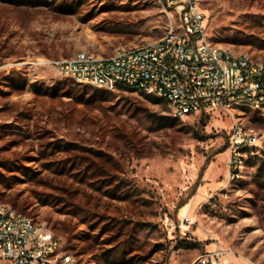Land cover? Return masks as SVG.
<instances>
[{"label":"rangeland","instance_id":"374dc122","mask_svg":"<svg viewBox=\"0 0 264 264\" xmlns=\"http://www.w3.org/2000/svg\"><path fill=\"white\" fill-rule=\"evenodd\" d=\"M163 1L0 0V201L76 264H190L216 247L264 264V108L176 118L54 63L159 40ZM197 1L213 43L264 58V0ZM236 125L257 141L231 162Z\"/></svg>","mask_w":264,"mask_h":264},{"label":"built area","instance_id":"2783aa9c","mask_svg":"<svg viewBox=\"0 0 264 264\" xmlns=\"http://www.w3.org/2000/svg\"><path fill=\"white\" fill-rule=\"evenodd\" d=\"M169 16L157 41L118 49L108 57L89 51L55 61L62 75L106 91L134 88L167 101L176 118L214 112L232 114L240 106L264 108V58L235 54L213 43L207 17L197 0H164ZM257 137L236 125L231 131V162ZM0 263L76 264L60 249L45 222L0 201ZM190 264H229L220 247L199 254Z\"/></svg>","mask_w":264,"mask_h":264},{"label":"trees","instance_id":"16d2710c","mask_svg":"<svg viewBox=\"0 0 264 264\" xmlns=\"http://www.w3.org/2000/svg\"><path fill=\"white\" fill-rule=\"evenodd\" d=\"M120 90H129V91H135V89L134 88H130V87H121L120 88ZM142 93H144V92H142ZM148 95H151V94H148ZM156 97V96H155ZM157 98H159V97H157ZM159 99H161V100H163V101H165L164 99H162V98H159ZM166 103H167V101H165ZM168 104V103H167ZM0 181H3V179L0 177ZM14 205H15V203H14ZM20 209L21 210H23L24 209V207L23 206H21L20 207Z\"/></svg>","mask_w":264,"mask_h":264},{"label":"bare ground","instance_id":"6f19581e","mask_svg":"<svg viewBox=\"0 0 264 264\" xmlns=\"http://www.w3.org/2000/svg\"><path fill=\"white\" fill-rule=\"evenodd\" d=\"M229 260V259H228ZM229 263H230V261H229Z\"/></svg>","mask_w":264,"mask_h":264},{"label":"crops","instance_id":"0c3cea01","mask_svg":"<svg viewBox=\"0 0 264 264\" xmlns=\"http://www.w3.org/2000/svg\"><path fill=\"white\" fill-rule=\"evenodd\" d=\"M230 261V260H229Z\"/></svg>","mask_w":264,"mask_h":264}]
</instances>
